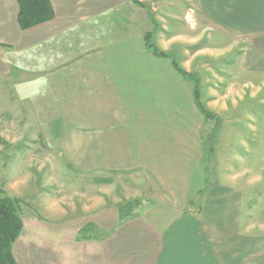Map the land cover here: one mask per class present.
Wrapping results in <instances>:
<instances>
[{
  "label": "crops",
  "instance_id": "crops-1",
  "mask_svg": "<svg viewBox=\"0 0 264 264\" xmlns=\"http://www.w3.org/2000/svg\"><path fill=\"white\" fill-rule=\"evenodd\" d=\"M138 1L148 9L50 0L54 19L23 31L17 0H0V83L9 84L15 111L34 116L39 143L59 152L69 173H129L143 180L126 196L145 201L122 223L117 201L69 202L67 210L47 202L44 219L22 217L16 264H247L263 240L246 247V194L234 187L245 167L230 165L245 161L235 151L245 152L246 141L236 145L230 128L246 125L229 114L264 90V56L247 62L252 43L264 40V0H195L205 55L198 41L182 42L181 14ZM147 37L173 58L155 56ZM261 156L262 178L264 143ZM87 226L93 232L79 240Z\"/></svg>",
  "mask_w": 264,
  "mask_h": 264
},
{
  "label": "rangeland",
  "instance_id": "rangeland-1",
  "mask_svg": "<svg viewBox=\"0 0 264 264\" xmlns=\"http://www.w3.org/2000/svg\"><path fill=\"white\" fill-rule=\"evenodd\" d=\"M148 4L157 13H160V11L164 13V10L170 9L171 12L174 10L177 15L181 14L180 21L186 27L181 34L182 42L196 43L198 41L196 43L197 49L202 50V54L205 55V49L203 48L208 47V45L206 41L204 42V34L201 33L202 29L199 24L195 0H148ZM190 9L195 11L197 21L195 30L190 29L185 22V15ZM165 20L168 22L167 19ZM168 40L169 38H165L164 42ZM259 41L260 44H258ZM188 45L191 46L192 44ZM181 48L183 52V47ZM185 48L189 49L190 47ZM247 53H249L247 62L253 65V58L256 57H253L254 53H262V56H264V40L254 42V46L252 43ZM204 64L205 62L203 64L199 63L200 68H205ZM0 85L3 88V92L0 91V94H6L8 91L7 96L9 97L6 101L2 99L3 97H0V189L6 195L10 193L17 196V193H21L19 200L11 197L21 203L19 211L21 218L44 219L46 217L45 207L47 202H54L55 207L65 210L69 208V202L77 204L79 208L90 206L93 204V198L100 199L107 205L117 201L120 204L119 207L132 205L136 201H140L141 204L145 202L139 199H129L126 196L127 191H134V188H136L134 181L140 184L143 180L133 179V175L129 173L108 172L103 173L100 178L98 176L94 177L90 173L80 177L69 173L68 163L59 155L60 153L54 148H44L39 143L42 135L37 128L35 129V123H30V117L34 121V116L23 111L19 113V109L15 111L13 94L9 92L11 91L9 90V84L1 82ZM5 85L7 91L4 89ZM261 101H264V90L255 99H247L244 106H241L238 110H233L229 114L230 121L239 122L240 124L244 122L246 125L245 130L236 126L230 128L231 139L235 140L236 145L237 142L239 143L237 141L238 137L246 140L245 152L241 151L242 147L240 145L239 151L234 150L236 152L235 156L240 152V160L244 158L245 161H231L230 165L232 171L236 170L234 172H237L238 169L241 170L243 166L245 167V171L240 172L242 174L234 181V187H239L246 194L247 249L250 240L253 242V238L261 237L263 239L261 243L255 245L254 251L247 252V264H256L253 261L257 260L258 256L261 257V264H264V172L262 178L258 175L259 169L263 165L259 161V157H263L261 153L264 143V104L260 106ZM234 151L231 149L230 158L233 157ZM222 167L223 164L221 169ZM135 176L138 177V175ZM99 189H101L100 192ZM46 190L47 193H44ZM76 194H80L79 197Z\"/></svg>",
  "mask_w": 264,
  "mask_h": 264
},
{
  "label": "trees",
  "instance_id": "trees-1",
  "mask_svg": "<svg viewBox=\"0 0 264 264\" xmlns=\"http://www.w3.org/2000/svg\"><path fill=\"white\" fill-rule=\"evenodd\" d=\"M131 1L143 9H148L146 5L140 3L138 0ZM17 3L19 6L18 23L23 31L50 22L55 17L50 0H17ZM151 19L153 20L152 15ZM146 45L157 57L173 58L170 54L160 52L152 43L151 38L147 37ZM174 65L175 70L181 74V76L193 81L195 80L192 75H189L181 69L177 63H174ZM196 91H199L197 85L195 86V92ZM195 94L197 95V93ZM200 108L206 118L209 119V113H207L202 106H200ZM20 204V201L12 199L0 189V264H16L13 256V246L23 230V220L19 213ZM141 205L140 201H136L132 205L120 206L118 208L120 222L122 223L134 217ZM93 230V226H87L82 229L79 232V240L87 239L88 235H90Z\"/></svg>",
  "mask_w": 264,
  "mask_h": 264
},
{
  "label": "built area",
  "instance_id": "built-area-1",
  "mask_svg": "<svg viewBox=\"0 0 264 264\" xmlns=\"http://www.w3.org/2000/svg\"><path fill=\"white\" fill-rule=\"evenodd\" d=\"M185 22L187 26H189L190 29L195 30L197 27V21L195 18V11L194 10H188V12L185 15Z\"/></svg>",
  "mask_w": 264,
  "mask_h": 264
}]
</instances>
